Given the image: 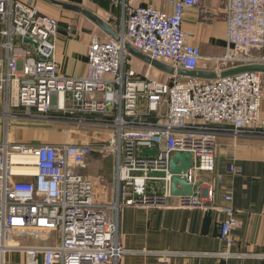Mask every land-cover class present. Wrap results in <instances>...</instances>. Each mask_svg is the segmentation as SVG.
I'll list each match as a JSON object with an SVG mask.
<instances>
[{
	"label": "built area",
	"instance_id": "1",
	"mask_svg": "<svg viewBox=\"0 0 264 264\" xmlns=\"http://www.w3.org/2000/svg\"><path fill=\"white\" fill-rule=\"evenodd\" d=\"M161 1L172 7L171 13L153 5L125 8L116 30L121 40L93 36L87 75L71 78L60 74L55 61L59 21L43 14L37 2L0 0V264L11 253H22L25 264H122L134 254L122 244L127 208L216 210V185L224 182L216 173L217 141L222 135L237 138L264 129V75L203 81L175 74L164 82L151 69L142 75L129 69L133 58L127 44L176 71H198L205 60L184 28L187 11L200 7L202 0ZM218 2L228 46L226 56L207 61L230 63L217 67L218 73L264 64V0ZM76 33L70 25L66 37L74 40ZM48 122L107 130L111 137L108 143L90 145H26L9 132L12 123ZM145 150L156 155H144ZM93 153L116 156L111 200L100 202L96 182L78 171ZM177 154L192 156L193 166L177 175L192 186L190 196L172 193L170 162ZM30 169L36 174H25ZM229 171L240 173L234 165ZM225 201L232 197L226 195ZM225 213L220 239L230 243L239 222L234 209ZM53 233L60 241L50 246L20 241L47 240Z\"/></svg>",
	"mask_w": 264,
	"mask_h": 264
},
{
	"label": "crops",
	"instance_id": "2",
	"mask_svg": "<svg viewBox=\"0 0 264 264\" xmlns=\"http://www.w3.org/2000/svg\"><path fill=\"white\" fill-rule=\"evenodd\" d=\"M22 1L37 2L43 14L59 21L55 61L60 74L71 78L85 77L92 37L98 36L103 41L110 38L80 14L65 11L43 0ZM218 1L202 0L201 6L188 10L184 19L190 43L199 47L205 58L199 68L201 71H215V63L208 62L207 59L222 56L228 46L225 14L219 10ZM83 4L81 7L97 14L115 30L118 26L112 25L110 21L121 25L125 8L153 5L168 13L173 10L161 0H100L97 4ZM70 25L77 31L74 40L66 37ZM132 63L138 64L135 69L141 75L151 69V75L156 78L160 75L169 76L138 59L133 58ZM262 117L264 120V96ZM40 130L44 131L39 134L42 137L30 131L26 139L33 143L90 145L108 143L111 137L107 130L97 128L72 129L66 135L64 132L60 135L47 133V129ZM216 164V173L224 182L216 185L212 202L215 211H156L137 208H127L124 211L122 244L134 254L124 257L122 264H264V139H253L249 135L237 138L222 135L217 141ZM230 165H234L240 173L230 172ZM115 169L114 154L103 156L93 153L86 157L78 171L96 182L97 199L104 202L113 197ZM226 195H230L232 201L226 202ZM226 208L236 211L239 222L238 228L231 235L230 243H223L220 239L222 223L227 220ZM21 239L25 245L50 246L58 243L60 236L53 233L42 241ZM160 252L188 255L164 259L158 255ZM223 253L233 257H219ZM7 256V264H25L22 253Z\"/></svg>",
	"mask_w": 264,
	"mask_h": 264
},
{
	"label": "water",
	"instance_id": "3",
	"mask_svg": "<svg viewBox=\"0 0 264 264\" xmlns=\"http://www.w3.org/2000/svg\"><path fill=\"white\" fill-rule=\"evenodd\" d=\"M46 1L56 7H59L65 11L80 14L86 19H88L91 23H93L98 29H100L105 35H107L109 38L114 39L116 41H120V35L117 33V31L111 27L106 21H104L101 17H99L97 14L89 11L86 8H83L79 5L70 4L61 2L58 0H43ZM27 44L32 45L34 48L37 47V45L31 41L26 40ZM126 51L128 54L138 59L146 64H148L150 67L163 72L167 75L174 76L177 74L178 77L186 78V79H194V80H203V81H213L217 79H226L246 73H258L264 75V64L260 63H253L248 65H240L237 67L225 69L221 71L220 73L216 71H184V70H174V68L157 61L152 60L151 58L143 55L136 49H134L131 45L127 44L125 46ZM144 155H156V151H147L145 150ZM193 166V160L192 156L189 154H177L175 155L170 162V172L175 175V177L172 180V193L175 196H190L192 195V186H189L186 181H182L179 177H177L178 174L181 172H187L191 167ZM160 177H163V175H160ZM178 187H180L182 190H179Z\"/></svg>",
	"mask_w": 264,
	"mask_h": 264
},
{
	"label": "rangeland",
	"instance_id": "4",
	"mask_svg": "<svg viewBox=\"0 0 264 264\" xmlns=\"http://www.w3.org/2000/svg\"><path fill=\"white\" fill-rule=\"evenodd\" d=\"M58 1L65 2V3H70V4L80 3L79 6L84 5L83 3L88 4L90 2H95L97 4L98 2H100V0H94V1L91 0L89 2H88V0H58ZM75 5H78V4H75ZM110 23L112 25L116 26V27L118 26V28H121V25H118L117 22L113 23V21L112 22L110 21ZM224 56H226V51L223 53L222 56H220L218 58H222ZM214 63H215V68H217V67H227V66L230 65V63H225V62H220V63L214 62ZM136 65H138V64H135V63L133 64L132 63V64L128 65V68L129 69H134L136 71V69H135ZM156 75H159V74H156ZM156 79H159L160 81H164L165 82V81L169 80V77H164V76L160 75ZM263 93H264V88H263ZM40 128L47 129L48 130L47 133H51V134L59 133L60 135H62L63 132L66 135L67 134L66 130H72V126L70 124H62V123H54V122L36 123V124H33V125H31V124H19V125H16L15 123H12L10 125L9 132H10V135L18 143L26 144V145H36V144H43V143H33L31 141H28V139H26V137H28L30 135V131H33L34 135L42 137L41 135H39L40 133H42L41 131H43V130H40ZM263 132H264V129L260 130L259 127H256L254 129H252V131L249 132V137H251L253 139H261V140H263L264 139V135H262ZM0 133H1V129H0ZM43 133H44V131H43ZM61 137L62 136H60V140H62ZM7 261L9 262V256L6 257V262ZM5 264H7V263H5Z\"/></svg>",
	"mask_w": 264,
	"mask_h": 264
},
{
	"label": "bare ground",
	"instance_id": "5",
	"mask_svg": "<svg viewBox=\"0 0 264 264\" xmlns=\"http://www.w3.org/2000/svg\"><path fill=\"white\" fill-rule=\"evenodd\" d=\"M193 110H194L195 113L197 112L195 108L194 109L190 108V112H193ZM25 174L35 175L36 174V170L30 169L28 172H25Z\"/></svg>",
	"mask_w": 264,
	"mask_h": 264
},
{
	"label": "trees",
	"instance_id": "6",
	"mask_svg": "<svg viewBox=\"0 0 264 264\" xmlns=\"http://www.w3.org/2000/svg\"><path fill=\"white\" fill-rule=\"evenodd\" d=\"M74 4H78V3H74Z\"/></svg>",
	"mask_w": 264,
	"mask_h": 264
}]
</instances>
